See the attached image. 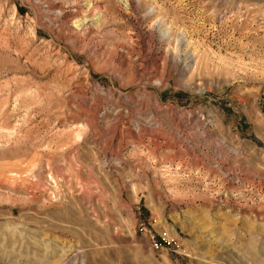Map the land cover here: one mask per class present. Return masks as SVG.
<instances>
[{"label": "rangeland", "instance_id": "obj_1", "mask_svg": "<svg viewBox=\"0 0 264 264\" xmlns=\"http://www.w3.org/2000/svg\"><path fill=\"white\" fill-rule=\"evenodd\" d=\"M0 264H264V0H0Z\"/></svg>", "mask_w": 264, "mask_h": 264}, {"label": "built area", "instance_id": "obj_2", "mask_svg": "<svg viewBox=\"0 0 264 264\" xmlns=\"http://www.w3.org/2000/svg\"><path fill=\"white\" fill-rule=\"evenodd\" d=\"M152 244H153L155 247H158V246H159V243H158L156 240H154V238H153V240H152Z\"/></svg>", "mask_w": 264, "mask_h": 264}]
</instances>
